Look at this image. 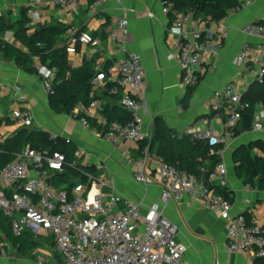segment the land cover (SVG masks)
<instances>
[{"label":"built area","instance_id":"built-area-1","mask_svg":"<svg viewBox=\"0 0 264 264\" xmlns=\"http://www.w3.org/2000/svg\"><path fill=\"white\" fill-rule=\"evenodd\" d=\"M115 0H96L93 7L102 6ZM241 8L251 0H237ZM2 0H0L1 4ZM81 0H29L27 15L30 28L42 19L41 9L57 8L71 11ZM165 5V2H164ZM163 13L170 15L174 28L179 32L180 41L176 45L178 62L184 71L183 84L196 87L200 77L194 70L200 69L204 56L215 50L213 41L204 35L206 20L195 18L193 11L178 12L172 5L164 6ZM3 9H0V16ZM154 18V14H148ZM225 19L221 22L223 23ZM246 38L259 43L252 46L245 43L234 63L245 66L257 54L259 69H251V74L261 79L264 74V25L248 24L242 30ZM130 23L125 15L118 16L115 29L109 40L119 54L124 55L111 69L95 67L94 86H109V94L119 100V104L132 114V121L126 125L110 122L103 114L102 105L92 96L87 105L79 103L72 118L84 130L93 129L97 124L99 136L113 146L132 143L137 146L138 155L124 157L127 166L133 169L137 183L148 187L154 183L162 190L159 201H182L186 198L199 200L204 209L213 212L226 222L227 250L229 254H248L251 261L264 264V225L250 223L245 215H235L231 201L217 192V188H228V169L221 163L214 171L201 169L207 180H201L167 163L150 148V134L144 128L143 113L148 107L146 70L141 56L129 47ZM94 38L90 33H82L71 41L68 53H75L79 44L91 45ZM37 75L48 95L53 93L54 70L45 65H37ZM18 96L23 89L14 86ZM247 105L243 95L234 85H227L214 94L211 109L227 124V134L219 136L210 130L192 129L189 135L207 141L210 145L224 144L234 134L242 120ZM12 121L19 128H26L33 122L31 110L17 111ZM252 131L264 133V120L255 116ZM53 142L73 143L70 138L50 135ZM5 142L0 137V146ZM83 151L76 152L74 165H81ZM66 157L55 151L45 154L27 148L18 159L0 170V212L11 221L14 234L18 237L29 232L38 237L47 234L55 241L56 251L40 245L32 253L36 264H185L188 247L178 240V227L164 213L159 203L144 210L141 203L122 199L109 194L107 182L84 170L81 175L86 183L72 192L56 188L49 178L52 172L64 170ZM82 166V165H81ZM86 168V166H82ZM4 251L0 248V255ZM57 257L62 259L58 262Z\"/></svg>","mask_w":264,"mask_h":264},{"label":"crops","instance_id":"crops-1","mask_svg":"<svg viewBox=\"0 0 264 264\" xmlns=\"http://www.w3.org/2000/svg\"><path fill=\"white\" fill-rule=\"evenodd\" d=\"M95 1L81 0L71 11L43 8V19L30 32L51 26L67 28L68 32L59 38L60 46H67V49L71 47L73 38L90 33L95 40L93 44H79L75 53H68L70 69L85 65L111 69L124 55L118 53L109 35L115 29L116 18L125 15L130 23V50L141 56L146 70L148 85L145 94L149 105L143 113L145 130L151 134L155 120L160 118L179 135H189L192 129L226 135V120L212 111L211 103L214 94L224 90L227 85H234L244 95L258 80L251 74V69H259L256 52L245 66L237 67L234 60L246 42L257 45L258 41L246 38L242 30L251 23L264 24V0H251L247 6L231 10L223 23L207 21L204 24V35L213 41L215 50L204 56L200 69L194 70L200 77L197 87L183 84L184 71L178 62L176 48L180 41L179 32L173 26L172 17L163 13V0H115L96 8L93 7ZM28 3L29 0H2L1 17L9 23L17 21ZM150 13L154 14V18L148 16ZM0 40L14 44V33L0 35ZM38 64L36 61V68ZM16 85L23 89L21 96L14 90ZM92 86L89 99L94 96L101 103L103 114L106 108L119 102L109 94L108 85ZM191 90L192 95L186 102ZM25 109L33 114V122L26 129L72 139L73 144L83 151L79 163L93 167L91 174L107 182V193L141 203L144 210L159 203L165 216L178 227V240L188 247L185 264L250 263L251 256L248 254L228 253L226 222L204 209L199 200L186 198L164 204L159 201L162 194L159 185L154 183L145 187L135 181L133 169L126 165L124 157L131 154L136 158L137 146L132 143L113 146L99 136L100 129L95 121L92 122L93 129L84 130L72 116L55 113L50 108L49 95L43 88L41 78L37 74H27L0 51V137L5 141L24 129L15 126L12 115ZM256 109V116L264 120V101ZM263 140L264 133L234 132L227 139L221 155L222 163L228 169L226 190L230 193L233 213L249 214L250 223L264 225V191L244 184L236 174L237 166L233 161L236 150ZM254 154L262 156L258 149L254 150ZM39 237L41 240L37 237V241L42 248L54 249L49 244V235L43 233ZM30 255L29 259L8 246L0 255V264H36L33 255ZM57 260L62 262L59 257Z\"/></svg>","mask_w":264,"mask_h":264},{"label":"trees","instance_id":"trees-1","mask_svg":"<svg viewBox=\"0 0 264 264\" xmlns=\"http://www.w3.org/2000/svg\"><path fill=\"white\" fill-rule=\"evenodd\" d=\"M163 1L165 5L171 4L172 10L181 13L193 11L195 18L216 23H221L231 10L241 8L237 0ZM29 23L27 9L20 19L13 23L6 22L0 16V35L13 32L15 36L14 44L0 40V51L4 57L13 60L29 75L37 74L36 61L54 70L56 79L54 80L53 93L49 95L50 108L57 114L71 116L79 103L85 105L89 103V96L93 88L92 81L96 76L93 66L85 65L70 69L67 46H60L59 43V38L68 32L67 28L51 26L30 32ZM191 95L192 90L188 93L186 102ZM243 101L247 107L242 113V120L234 130L237 133L252 131L257 105L264 101V74L261 79L253 82L243 95ZM104 116L110 122H118L123 125L130 123L133 118L132 114L117 102L104 110ZM150 136V148L153 152L155 151L167 163L198 179L207 180V175L201 169L205 168L212 172L217 165L222 163L221 154L225 148L224 144L210 145L207 141L196 140L187 134L179 135L170 130L160 118L155 120ZM27 148L45 154L59 151L65 155L64 170L61 173L52 172L49 178L56 188L72 192L80 184L86 183V179L80 176L83 170L88 174L93 173V167L83 168L81 165H74L75 154L78 151L75 144L53 142L49 133L26 128L19 130L1 144L0 170L15 162ZM255 149L261 151L262 156L255 155ZM233 161L237 166L236 174L244 184L264 191V140L235 151ZM76 177L79 178V181L75 183L73 181ZM217 192L229 199L230 193L227 190L217 188ZM245 216L248 222H251L250 215L245 214ZM37 240L38 238L29 232H25L20 237L16 236L12 230L10 219L0 212V248L2 251H6L8 246H12L19 254L26 256L38 248ZM256 264L263 263L256 261Z\"/></svg>","mask_w":264,"mask_h":264},{"label":"rangeland","instance_id":"rangeland-1","mask_svg":"<svg viewBox=\"0 0 264 264\" xmlns=\"http://www.w3.org/2000/svg\"><path fill=\"white\" fill-rule=\"evenodd\" d=\"M253 24H257V23H253ZM258 24H260V23H258ZM262 25H264V24H262ZM248 39H250V38H248ZM251 40H256V39H251ZM256 41H258V40H256ZM258 43H259V41H258ZM257 43V44H258ZM251 44V43H250ZM253 46V45H252ZM38 63V62H37ZM79 181V178L78 177H76L75 179H74V181L73 182H78ZM38 238H39V240H41V237H39L38 236ZM49 244L54 248H52L54 251H56V247H55V241H54V239H52V238H49ZM26 257H29V259H30V257H31V255L29 254V255H26Z\"/></svg>","mask_w":264,"mask_h":264},{"label":"water","instance_id":"water-1","mask_svg":"<svg viewBox=\"0 0 264 264\" xmlns=\"http://www.w3.org/2000/svg\"><path fill=\"white\" fill-rule=\"evenodd\" d=\"M258 24V23H257ZM237 151V150H236Z\"/></svg>","mask_w":264,"mask_h":264}]
</instances>
